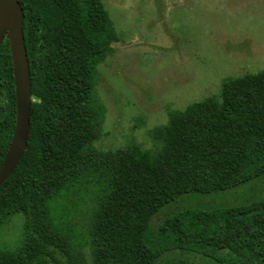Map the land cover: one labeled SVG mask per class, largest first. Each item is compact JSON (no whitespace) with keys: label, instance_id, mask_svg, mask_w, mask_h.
Instances as JSON below:
<instances>
[{"label":"trees","instance_id":"1","mask_svg":"<svg viewBox=\"0 0 264 264\" xmlns=\"http://www.w3.org/2000/svg\"><path fill=\"white\" fill-rule=\"evenodd\" d=\"M33 100L25 155L0 187V230L17 214L24 233L0 264H80L84 244L54 223V204L98 193L86 228L93 264H264V197L194 207L155 219L185 195L215 194L264 176V69L224 78L218 95L102 150L106 107L99 65L120 36L103 0H20ZM16 123L8 38L0 47V165ZM72 229V227L70 226Z\"/></svg>","mask_w":264,"mask_h":264},{"label":"rangeland","instance_id":"2","mask_svg":"<svg viewBox=\"0 0 264 264\" xmlns=\"http://www.w3.org/2000/svg\"><path fill=\"white\" fill-rule=\"evenodd\" d=\"M120 40L99 65L98 97L106 107L102 150L135 138L150 146L148 130L165 124L169 110L218 95L224 78L264 69V0H103ZM133 141L132 139H130ZM54 204L52 219L84 244L80 264H93L86 243L98 191ZM264 197V176L215 194L185 195L155 219L189 208L234 205ZM25 216L0 230V251L18 247ZM72 227V229L70 228ZM199 264H218L201 254L174 252Z\"/></svg>","mask_w":264,"mask_h":264},{"label":"water","instance_id":"3","mask_svg":"<svg viewBox=\"0 0 264 264\" xmlns=\"http://www.w3.org/2000/svg\"><path fill=\"white\" fill-rule=\"evenodd\" d=\"M25 14L20 0H0V47L8 38L16 89V123L8 151L0 165V187L25 155L33 100L30 64L24 38Z\"/></svg>","mask_w":264,"mask_h":264}]
</instances>
